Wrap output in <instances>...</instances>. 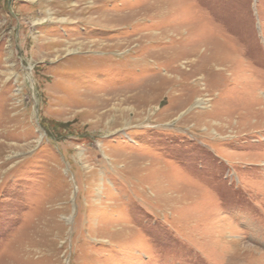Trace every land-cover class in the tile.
<instances>
[{
    "label": "rangeland",
    "instance_id": "374dc122",
    "mask_svg": "<svg viewBox=\"0 0 264 264\" xmlns=\"http://www.w3.org/2000/svg\"><path fill=\"white\" fill-rule=\"evenodd\" d=\"M249 90L264 0H0V264H264Z\"/></svg>",
    "mask_w": 264,
    "mask_h": 264
},
{
    "label": "bare ground",
    "instance_id": "6f19581e",
    "mask_svg": "<svg viewBox=\"0 0 264 264\" xmlns=\"http://www.w3.org/2000/svg\"><path fill=\"white\" fill-rule=\"evenodd\" d=\"M82 2V1H81ZM60 8V7H59ZM62 8H63V6H62ZM132 50V49H131ZM137 50V49H136ZM131 53V52H130ZM218 60H220V61H223L224 59H222V58H216L215 59V61L216 62H218ZM215 65V64H214ZM212 68V67H211ZM221 69V68H220ZM208 70V69H207ZM173 71V70H172ZM198 71V70H197ZM206 71V70H205ZM212 71V70H211ZM223 71V70H222ZM232 72V71H231ZM229 73V72H228ZM233 73V72H232ZM204 74V73H203ZM202 74V75H203ZM239 75V74H238ZM210 76V75H209ZM224 77V76H223ZM248 77H250V76H248ZM226 78V77H225ZM251 78V77H250ZM216 79V78H215ZM232 79V78H231ZM241 79H242V77H241ZM226 80V79H225ZM239 80V79H238ZM232 81V80H231ZM225 82V81H224ZM246 82V81H245ZM249 82V81H248ZM214 83H216V82H214ZM242 83H243V81H242ZM185 84V83H184ZM236 84H237V82H236ZM255 84L256 83H254L253 82V85L255 86ZM257 84H259V83H257ZM256 84V85H257ZM177 85V84H176ZM224 85V84H223ZM243 85V84H242ZM259 86V85H258ZM221 87V86H220ZM239 87V86H238ZM251 87H253V86H251ZM226 89V88H225ZM219 90V89H218ZM223 90V89H222ZM252 91V90H251ZM250 90L249 91H247V92H245V98H244V102H243V105L241 104L240 105V107H242V110L244 111V115H241L240 116V118H245V120L247 119V117H248V119H250V118H252V117H250V116H254L255 118H261V117H263L262 116V114L264 113V98H258L255 94H254V92L252 93ZM225 92V91H224ZM236 93V92H235ZM231 95V94H230ZM233 95V94H232ZM238 95V94H237ZM220 96V95H219ZM221 97H222V95H221ZM237 98V97H236ZM233 100H234V98H233ZM237 100V99H236ZM239 100V99H238ZM224 101V100H223ZM240 101V100H239ZM241 102H242V100H241ZM227 103V102H226ZM198 105H200V103L198 104ZM226 106V105H225ZM251 107H253V109L251 108ZM217 108V107H216ZM214 112V111H213ZM242 112V111H241ZM228 113H224V114H219V113H214L213 115L215 116V118H217V119H220V118H222V117H225V116H228L227 115ZM231 113H229V115H230ZM250 117V118H249ZM225 119V118H224ZM222 120H223V118H222ZM228 120H229V118H228ZM228 120H226L225 122L227 123V125H228ZM244 120V119H243ZM262 120V119H261ZM218 121H220L221 122V120H218ZM264 123V122H263ZM216 124V123H215ZM219 125V126H218ZM227 125H225V128H227ZM217 126L220 128L221 127V129H222V127H223V125H220V124H217ZM229 126V125H228ZM229 127H231V126H229ZM230 129V128H229ZM238 134V133H237ZM217 135H220V134H218V132H217ZM237 256V255H236Z\"/></svg>",
    "mask_w": 264,
    "mask_h": 264
}]
</instances>
